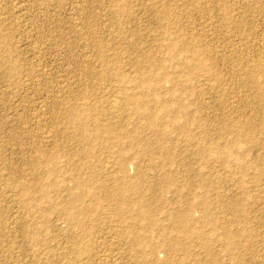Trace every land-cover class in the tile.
Returning a JSON list of instances; mask_svg holds the SVG:
<instances>
[{"label":"rangeland","instance_id":"374dc122","mask_svg":"<svg viewBox=\"0 0 264 264\" xmlns=\"http://www.w3.org/2000/svg\"><path fill=\"white\" fill-rule=\"evenodd\" d=\"M194 50L204 69L188 67ZM254 69L262 82L264 0H0V264H70L80 232L81 247L102 258L85 264H264V96ZM122 88L162 113L164 127L114 114ZM79 102L107 116L92 113L80 128L71 118ZM120 178L137 186L120 193L130 206L117 216L105 195ZM74 190L100 210L87 218L74 208L85 230L61 214ZM140 200L155 225L132 223ZM121 230L145 233L143 246ZM141 249L154 251L141 259Z\"/></svg>","mask_w":264,"mask_h":264},{"label":"bare ground","instance_id":"6f19581e","mask_svg":"<svg viewBox=\"0 0 264 264\" xmlns=\"http://www.w3.org/2000/svg\"><path fill=\"white\" fill-rule=\"evenodd\" d=\"M208 2V1H207ZM212 3V2H211ZM196 4H198V3H196ZM2 5V4H1ZM113 5V4H112ZM4 6V5H3ZM21 9V8H20ZM4 11H5V9H4ZM78 13H79V11H78ZM112 14V13H111ZM165 17V12H163L162 13V15H161V17ZM110 17H111V15H110ZM169 18V17H168ZM162 19V18H161ZM163 20V19H162ZM165 20V19H164ZM169 20V19H168ZM4 21V20H3ZM76 21V20H75ZM74 22V21H73ZM170 23H171V21H170ZM172 25V24H171ZM173 25H174V23H173ZM74 26V25H73ZM164 27V26H163ZM165 27H167V26H165ZM173 27V26H172ZM75 28V27H74ZM81 28V27H80ZM169 28V27H168ZM167 28V29H168ZM180 28V27H179ZM6 29V28H5ZM164 29V28H163ZM178 29V28H177ZM8 30V29H7ZM179 31H181L180 29H178ZM178 30H177V32H178ZM11 31H12V29H11ZM15 31V30H14ZM159 31V30H158ZM163 31V30H162ZM166 31V30H165ZM155 33V32H154ZM174 33V32H173ZM183 33V32H182ZM181 33V34H182ZM9 34V33H8ZM7 34V35H8ZM156 34V33H155ZM180 34V33H179ZM175 35H176V32H175ZM178 35V34H177ZM6 36V35H5ZM79 36V35H78ZM3 37V36H2ZM82 37V36H81ZM116 37V36H115ZM181 37H182V35H181ZM179 39H181V38H179L178 36H176L175 38H173V40H172V43H173V45L174 46H180L181 44L179 43L180 41H179ZM122 40V39H121ZM157 40V39H156ZM183 41V40H182ZM185 42V41H184ZM186 43V42H185ZM183 44V43H182ZM187 44V43H186ZM190 44V43H189ZM193 45V44H192ZM168 46H169V44H168ZM98 47V46H97ZM181 48H182V46H180ZM184 47H186V46H184ZM184 47L182 48V49H184ZM163 48V50L165 49L164 47H162ZM162 48H160V51H162L161 49ZM170 48V47H169ZM177 48V47H176ZM179 48V47H178ZM187 48V47H186ZM191 48V47H190ZM189 48V49H190ZM194 48H195V45H194ZM199 48V47H198ZM199 49H201V48H199ZM104 50V49H103ZM108 50V49H107ZM150 50V49H149ZM157 50L159 51V48H158V46H157ZM181 50V49H180ZM186 50V49H185ZM159 51V52H160ZM189 51V50H188ZM190 51H191V49H190ZM105 52V51H104ZM140 52V51H139ZM144 52V51H143ZM142 52V53H143ZM185 52V51H184ZM194 52H195V54H194V57H191V58H193L192 60H191V63H189V65H188V67L191 69H199L200 67V69H204L203 68V66H201L202 65V63L200 64V62H199V58H200V52L201 51H199V50H194ZM207 52V51H206ZM97 53V52H96ZM107 53V52H106ZM193 53V52H192ZM144 54V53H143ZM203 54V53H202ZM141 55V54H140ZM150 55H152L151 53H150ZM210 55V54H209ZM122 56V55H121ZM206 56V55H205ZM207 56H208V54H207ZM206 56V57H207ZM119 57V56H118ZM142 57V56H141ZM145 57H146V53H145ZM154 57V56H153ZM135 58V57H134ZM137 58V57H136ZM139 58V57H138ZM205 58V57H204ZM142 59V58H141ZM206 59H209V58H206ZM205 59V60H206ZM107 60V59H106ZM143 60H144V58H143ZM11 61V60H10ZM116 62H117V58H116V60H115ZM130 61V60H129ZM131 61H133V60H131ZM3 62V61H2ZM101 62V61H100ZM197 62V63H196ZM120 63V62H119ZM122 63V62H121ZM141 63V62H140ZM100 64V63H99ZM117 64V63H116ZM124 64V63H123ZM126 64H128V63H126ZM137 64V63H136ZM147 64V63H146ZM205 64V63H204ZM259 64V63H258ZM115 65V64H114ZM206 65V64H205ZM157 66V65H156ZM259 66V65H258ZM9 67V66H8ZM105 67V66H104ZM121 67H122V65H119V64H117L116 65V70H117V76H118V81H120V82H125V81H127L128 80V78H127V76H125L124 74H123V70L121 69ZM138 67V66H137ZM148 67V66H147ZM136 68V67H135ZM142 68V67H141ZM140 68V69H141ZM251 68V67H250ZM10 69H11V67H10ZM131 69V68H130ZM158 69V68H157ZM196 69V70H197ZM199 69V70H200ZM7 70V69H6ZM114 70V69H113ZM142 70V69H141ZM155 70V69H154ZM251 70V69H250ZM106 71V70H105ZM148 71V70H147ZM255 71H258V70H256V69H254V71L252 72L251 71V78H252V81H251V83H252V85L256 88H259V86H260V84H262L261 86H260V88L263 90V96H264V73H263V75H262V79H263V81L262 82H260V80H259V75H260V73L259 74H257V73H255ZM136 72H137V70H136ZM146 71H144V73H145ZM107 73V72H106ZM138 73V72H137ZM108 74V73H107ZM26 76V75H25ZM28 77V76H27ZM162 77V76H161ZM167 77V76H166ZM163 78V77H162ZM161 78V79H162ZM142 79V78H141ZM110 80V79H109ZM112 81V80H111ZM138 81H140L139 83H138V85L137 86H139V84L140 83H142V84H147V82H146V80H144V78L142 79V80H138ZM137 81V82H138ZM96 82V81H95ZM109 84V83H108ZM97 85V84H96ZM151 85V84H150ZM150 85H147L148 86V88L146 87V85H142L143 87L145 86V88H147L148 89V91L150 92L151 91V86ZM135 86V85H134ZM85 87V86H84ZM99 87V86H98ZM110 87V86H109ZM154 87V86H153ZM101 88V87H100ZM115 88V87H114ZM120 88V87H119ZM140 88H141V84H140ZM91 89V88H90ZM118 89V88H117ZM101 90V89H100ZM107 90V89H106ZM145 90V89H144ZM82 91V90H81ZM103 91V90H102ZM147 91V92H148ZM156 91H158V90H156ZM101 92V91H100ZM106 92V91H105ZM145 92V91H144ZM143 92V93H144ZM140 93V92H139ZM146 93V92H145ZM151 93V92H150ZM152 94V93H151ZM84 95H87V94H84L83 93V95L82 96H84ZM89 95V94H88ZM87 95V96H88ZM147 94H145V96H146ZM154 95V94H153ZM161 95V94H160ZM82 96L80 95V100H82ZM87 96H84V97H87ZM118 97V99L117 100H114L115 98H116V96H114V98H113V101L111 102L110 101V103H111V105H113L112 107V109H113V112H114V114H115V111H120V116H122L123 115V113H127V114H129L130 116L132 115V114H137V115H140V116H142V117H145V118H147L148 120H149V124L151 125V126H156V125H159L160 126V130H161V128L162 127H164V125H165V123L164 122H161L160 124H159V122H158V120H160L159 119V117L160 118H162L161 116V114L160 113H156V111H152V110H149L148 111V109L144 106V100L142 99V96L141 95H139V94H137L135 91L134 92H132V90H126V88L125 89H119V95H117ZM111 97V96H110ZM150 97H152V96H150ZM158 97V96H157ZM93 98V97H92ZM159 98V97H158ZM158 98H155V99H153V101H156V102H163L162 100H159ZM95 100V99H94ZM110 100H111V98H110ZM59 101V100H58ZM65 101V100H64ZM119 101V102H118ZM61 102V101H60ZM117 102H118V104H117ZM146 103H148L147 101H145ZM78 104V103H77ZM110 105V106H111ZM146 105V104H145ZM160 105V104H159ZM65 106V105H64ZM75 106V105H74ZM73 106V107H74ZM109 106V107H110ZM147 106H148V104H147ZM164 106V105H163ZM162 106V107H163ZM71 107V106H70ZM79 109H75L74 111L70 108V110H72L73 112H72V119H73V121H75V123H77V125L80 127V128H83L84 126H85V122H84V118H87V117H89V116H91V114L92 113H98V114H102V115H105L104 114V111H101L99 108H96V107H94L93 106V104H92V106L89 104V103H86V102H79ZM77 108V107H76ZM107 108V107H106ZM105 108V109H106ZM61 109V108H60ZM74 109V108H73ZM110 109L111 108H109V111L108 112H110L111 113V111H110ZM115 109V110H114ZM69 110V109H68ZM67 110V111H68ZM69 110V111H70ZM103 110V109H102ZM161 112H162V110H161ZM131 113V114H130ZM107 114V113H106ZM117 114V113H116ZM126 114V115H127ZM128 115V116H129ZM97 116H99V115H97ZM105 116H107V115H105ZM104 116V117H105ZM119 116V115H118ZM113 117V116H112ZM111 117V118H112ZM115 117H116V115H115ZM115 117H114V119H115ZM124 118H125V116H123ZM127 117V116H126ZM105 118H107V117H105ZM108 118H110V116L108 117ZM123 118V119H124ZM113 118H112V120H114ZM120 119V118H119ZM142 119V118H141ZM122 120V119H121ZM174 119L173 118H170V120L168 119V123L170 124V125H172L173 123H174ZM157 122V123H156ZM137 123V122H136ZM233 123V122H232ZM236 124V123H235ZM231 125V130L233 131V132H235L236 134H238L239 132V130H241V124L238 126V125ZM65 125V124H64ZM76 125V126H77ZM108 125V124H107ZM125 125V124H124ZM245 125V124H244ZM184 125H182V127H183ZM229 126H230V124H229ZM228 126V127H229ZM45 127V126H44ZM181 127V128H182ZM227 127V126H226ZM183 128H185V126L183 127ZM181 129V131H183V130H185V129ZM187 128V127H186ZM66 129V128H65ZM229 129H230V127H229ZM243 129L245 130V127H243ZM225 130V129H224ZM243 130V131H244ZM246 130H248L247 128H246ZM61 131V130H60ZM113 131V130H112ZM187 131V130H186ZM232 131H229V132H232ZM48 132V131H47ZM247 132V131H246ZM246 132L244 133V134H246ZM251 132V131H250ZM234 133V134H235ZM201 134V133H200ZM203 134V133H202ZM230 134V133H229ZM236 134H235V136H236ZM243 134V133H242ZM33 135V134H32ZM185 136V135H184ZM200 136V135H199ZM234 136V137H235ZM250 136H251V134H250ZM67 137V136H66ZM97 136L96 135H89V138H92V139H94V138H96ZM203 137V136H202ZM205 137V136H204ZM247 137H248V135H247ZM252 137V136H251ZM250 137V138H251ZM191 139V138H193V137H191V135H188L187 137L185 136V139ZM236 138V137H235ZM91 139V140H92ZM187 139V140H188ZM202 139H204L205 140V138H202ZM234 139V138H233ZM252 139V138H251ZM250 139V140H251ZM235 140V139H234ZM236 143V142H235ZM89 145V144H88ZM200 146V145H199ZM202 148V147H201ZM201 150V149H200ZM204 150V149H203ZM215 150L217 151V149L215 148ZM219 150V149H218ZM220 150H221V152L223 153V154H225L226 156H232L233 157V155H234V152H232V150L231 149H229V148H225V147H223V148H220ZM220 150H219V152H220ZM41 151V150H40ZM43 151V150H42ZM59 153V152H58ZM135 153V152H134ZM199 153H201V152H199ZM57 154V153H56ZM36 155V154H35ZM67 157V156H66ZM119 157H120V162L118 163L119 164V168H121V169H124V167L126 166V163H127V160L125 159V157H124V154H123V152H121L120 151V153H119ZM237 157V156H236ZM65 158V157H64ZM227 158V157H226ZM238 158V157H237ZM234 159H236V158H234ZM35 160V159H34ZM70 160V159H69ZM68 160V161H69ZM239 160V159H238ZM71 162V161H70ZM106 162V161H105ZM43 163V162H42ZM69 163V162H68ZM72 163V162H71ZM70 164V163H69ZM107 165H108V163H107ZM109 167V166H108ZM47 168V167H46ZM54 168V167H53ZM71 168V167H70ZM77 168V167H76ZM112 168V167H111ZM57 169V168H56ZM102 169V168H101ZM108 169L109 168H107V166L106 165H104V170H106V171H108ZM103 170V169H102ZM116 170V169H115ZM56 171V170H55ZM60 171V170H59ZM110 171V170H109ZM23 172V171H22ZM56 172H58V171H56ZM105 172V171H104ZM112 172V171H111ZM41 173V172H40ZM108 173H110V172H107V174ZM113 173V172H112ZM44 174H47V176H48V174H50V170H46L45 171V173ZM31 175V174H30ZM57 175V174H56ZM105 175V174H104ZM29 176V175H28ZM42 176V175H41ZM36 177V176H35ZM45 177V176H44ZM49 177V176H48ZM47 177V178H48ZM75 177V176H74ZM103 178V177H102ZM116 178V177H115ZM43 179V178H42ZM34 181V180H33ZM168 181V180H167ZM172 181V180H171ZM113 182V181H112ZM169 182H170V180H169ZM80 183V182H79ZM78 183V184H79ZM135 183L136 182H131V181H127V180H125V179H123V178H120L119 179V182H118V185H116V188H113V189H111V191H109V192H107L106 194L107 195H105V197L107 196V197H109V198H111V200H112V204H113V211H114V213L115 214H117V216L119 215H121V214H124V210H125V208L127 209V207L129 208V202H127V200H128V197H127V199H126V197L124 198V196H120L121 194V192H123V191H127L129 188H131V187H136L137 186V184L135 185ZM144 183V182H143ZM78 184H77V186H78ZM112 184V183H111ZM76 186V187H77ZM81 187V186H80ZM28 188H30V187H28ZM40 188L42 189V191L44 192L45 191V187L44 186H40ZM109 188V187H108ZM75 189H77V188H75ZM92 189V188H91ZM80 190H81V188H80ZM131 190V189H130ZM133 190V189H132ZM79 191V190H78ZM74 195H73V197L70 199V202H69V205L67 206V207H64L63 208V210H62V215L63 216H65V218H67L68 219V221L70 220L71 221V223H72V226L73 227H76V228H78L79 230H85L86 229V225L84 224V222L83 221H80V220H78L77 219V217H76V215H75V212H74V208L75 209H78V211H76V212H78L79 214H82V215H85V216H87V218L89 217L88 215H93V214H100V210H98V208H96V207H90L89 205H86L85 203H83L82 204V202H84L83 201V196H84V194L82 193V192H77V191H75L74 190ZM124 193V192H123ZM91 194H92V197H95L96 199H98V197L99 196H95V195H97V192L94 190H92L91 191ZM103 196V195H102ZM104 197V198H105ZM145 197V196H144ZM101 199H103L102 197H101ZM105 200V199H104ZM98 201H100V200H98ZM110 201V200H109ZM91 202V201H90ZM103 202H105V201H103ZM131 203V202H130ZM145 201L144 200H140L136 205H134V207H130V209H131V211L133 212V215H135V222H132V223H134V224H139V225H142L143 223H145V226H153V225H155L154 223V219H151L150 218V214H149V209L147 210V208L145 207ZM132 204V203H131ZM22 205V204H21ZM66 205V204H65ZM129 205V206H128ZM20 207V206H19ZM111 206H110V208H112ZM155 207V206H154ZM146 208V209H145ZM50 209V208H49ZM102 209V208H101ZM48 210V209H47ZM130 211V210H129ZM165 211V210H164ZM182 212V211H181ZM180 212V213H181ZM111 213H112V209H111ZM129 213V212H128ZM113 214V213H112ZM148 216H149V218H148ZM75 217H76V219H75ZM97 217V216H96ZM181 217H183L184 219H190L189 217H190V209L189 208H187L186 210H184L182 213H181ZM59 219V218H58ZM132 219H133V216H132ZM120 220H122V221H125V217H120ZM147 220V221H146ZM113 223V222H112ZM129 223V222H128ZM99 224V223H98ZM87 225H89V224H87ZM99 226V225H98ZM220 226V225H219ZM135 227V226H134ZM138 227V226H137ZM180 227V226H179ZM178 227V232H180L182 235H184L186 238H189V236H192L191 234L194 232V230L192 231V230H190V227H186V228H184V227H182V228H179ZM88 228V227H87ZM90 228H91V226H90ZM92 229V228H91ZM94 229V228H93ZM192 229V228H191ZM232 229V228H231ZM118 230V229H117ZM222 230H223V233L226 235V239L228 240V242L225 244L226 246V250H228V249H230V245L233 243V242H231L232 240H230L231 238H230V234H231V231H230V229L229 228H222ZM103 231V230H102ZM77 232V231H76ZM75 232V233H76ZM125 232L127 233V235H128V231H126V230H121V233H124L125 234ZM129 232H131V231H129ZM196 232V231H195ZM24 233V232H23ZM81 233V232H80ZM73 234V236H74V238H72V241H70V244H72V246L75 248V249H73L72 250V255L73 256H69V263L70 264H85V262H87V260L88 259H91V258H97V259H102L101 258V255L99 256L98 254H96V253H92L91 251H93L94 252V250H92V249H94V248H92V249H89V248H82L81 247V245L82 244H85V243H83L82 241V239H81V237L80 236H84V235H81V234ZM25 234V233H24ZM30 234V233H29ZM96 234H98V233H96ZM131 234L132 235H128V237H130L131 239H133V245L134 246H137L136 244H137V242L139 243V244H142V246H143V241L146 239L145 237H146V234L145 233H140V232H131ZM201 235H204V233H200ZM206 234V233H205ZM242 234V233H241ZM105 235V234H104ZM197 235V234H196ZM208 235V234H207ZM232 235V234H231ZM113 236V235H112ZM76 237V238H75ZM80 237V238H79ZM198 237V236H197ZM201 237V236H200ZM87 238V237H86ZM207 238H208V236H207ZM200 239V238H199ZM68 240V239H67ZM85 240V239H84ZM87 240V239H86ZM205 240H207V239H205ZM87 241H89V239L87 240ZM125 241V240H124ZM85 242V241H84ZM87 243V242H86ZM115 243V242H114ZM117 243V242H116ZM136 243V244H135ZM206 243V242H205ZM126 244V243H125ZM168 245H170L171 246V244H168ZM173 245V244H172ZM206 245H207V243H206ZM36 246V245H35ZM54 246V245H53ZM66 246V245H65ZM86 246H87V244H86ZM89 246H91V245H89ZM169 246V247H170ZM77 247V248H76ZM99 247V246H98ZM97 247V248H98ZM224 247V246H223ZM39 248H40V246H39ZM171 248V247H170ZM120 249V248H119ZM130 249V248H129ZM104 250V249H103ZM121 250V249H120ZM119 250V251H120ZM127 250V249H126ZM142 250V249H141ZM68 251V250H67ZM98 251V250H97ZM96 251V252H97ZM130 251V250H129ZM153 251L154 250H152V249H150V250H148V251H146V250H142L140 253H139V257L141 258V259H143V258H146L148 255H151L152 253H153ZM229 251V250H228ZM57 252V251H56ZM61 252V251H60ZM64 253V252H63ZM69 253V252H68ZM48 254V253H47ZM65 254V253H64ZM69 254H71V253H69ZM100 254H102V252L100 253ZM105 253H103V255H104ZM58 255V254H57ZM66 255H67V253H66ZM118 255V254H117ZM63 257H65V256H63ZM106 256H104V258H105ZM131 257V256H130ZM138 257V258H139ZM109 258V257H108ZM111 258V257H110ZM67 259V258H66ZM87 259V260H86ZM96 259V260H97ZM85 260V261H84ZM95 260V259H94ZM95 260V261H96ZM106 260H107V257H106ZM89 261V260H88ZM93 261V260H92ZM99 261V260H98ZM115 261V260H114ZM114 261H113V263H114ZM102 262H103V260H102ZM107 262V261H106ZM105 262V263H106ZM108 262H110V261H108ZM107 262V263H108ZM99 263V262H98ZM104 263V262H103ZM112 263V262H111ZM111 263H109V264H111ZM87 264V263H86ZM101 264V263H100ZM115 264H117V263H115Z\"/></svg>","mask_w":264,"mask_h":264}]
</instances>
